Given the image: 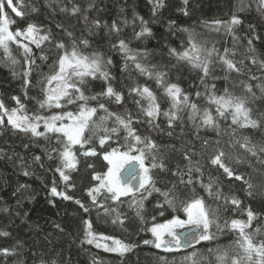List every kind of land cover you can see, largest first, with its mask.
Here are the masks:
<instances>
[{"label": "trees", "instance_id": "obj_1", "mask_svg": "<svg viewBox=\"0 0 264 264\" xmlns=\"http://www.w3.org/2000/svg\"><path fill=\"white\" fill-rule=\"evenodd\" d=\"M22 3L27 6L22 9L27 13L23 20L16 17L11 9L6 8L8 15L17 21L11 29L15 31L18 26L22 27L31 22L42 29L41 34H50L51 39L50 42L45 41L40 48H36L34 44L30 45L35 63L31 65L32 71L28 77L30 84L27 87L24 85L23 72L28 66L24 63L23 50L16 44L10 45L12 55L20 61L14 66L6 62L3 51L0 50V101L7 109L19 107L16 100L12 99L17 97L29 115H51L58 112L57 109H40L38 100L43 96L37 81L49 73V66L64 52V49L57 48V44L62 43L70 50L73 42L79 44L80 40L87 39L90 46L87 49H83V45L80 46L85 52L99 51L105 58H112L114 63L109 66L112 77L109 82L106 83L103 79L90 80L85 89L86 94L100 93L109 83L115 91L121 93L123 99L120 103H117L114 97L107 96L99 97V103H104L112 112L131 113L134 120L139 117L142 122L133 125L137 133L149 136L160 146L165 170L156 168L150 173L156 187L167 189L177 182L178 178L174 177L172 172L177 168L187 170L189 162L184 159V153L189 151L193 164L198 161L201 166L204 183L213 178L224 194L235 195L241 201L239 208L231 204L225 205L222 200L208 198L207 193L197 185V192L205 198L208 205L213 208L217 204L221 206L220 223L231 219L247 221L246 213L250 209L254 213V219L248 231L258 227L264 229V194L261 193V187H264V165L247 154L241 155L244 163L237 164L234 157L243 150L228 147L230 140L243 136H247L253 143H264V94L256 88L258 83H264V69L260 67V62H264V14L260 10L259 0H187V3L185 0H22ZM159 4L163 6L159 7ZM73 6L80 8L76 15L71 14ZM33 7L37 11L33 12ZM62 8L68 11H61ZM233 14L241 23L234 25L231 32L223 25L219 26V31L211 30L216 27L211 25L212 21L229 22ZM85 16L88 17L87 21L84 20ZM140 18L146 23L141 24ZM96 20L100 22L99 28L93 26L92 22ZM113 21L121 31L113 32L109 36L108 31ZM124 21L128 23L125 24ZM205 22L211 27L206 26ZM142 27L149 28L151 35L135 39L134 32H139ZM181 29L194 32L198 40L207 42V47L215 46L220 55H224L227 48L228 58L237 62V67L241 66L239 61L243 60V73L231 72L227 80L224 79V66L220 63L213 64L212 75L206 79V83L209 88L216 86L214 91L217 95H222L223 90L227 88L234 95L249 97L247 107L251 109V118L260 122L259 128L237 129L236 136L232 137L230 133L235 126L231 125L230 118L225 120L216 117L215 106H211L210 111L217 119L220 135H217L213 128L195 127L188 119L187 111L181 113V119L175 121L171 129L168 128L167 118L162 114L154 121L159 125L158 128L149 126L147 118L140 114L134 102L140 98L130 94V88L137 85L149 87L157 96L161 113L167 111L170 106L168 97L164 94V89L157 86L155 79L140 75L131 66V62L129 69L122 72L124 59L119 51L112 48V43L119 37L128 42L132 49L147 52L148 56L143 63L149 67L167 65L169 75L165 78L166 81L177 84L189 95L191 101L203 110L209 105L203 95L205 87L198 79V73L187 66L171 68L176 61L168 56V48L179 49L188 39V32L180 31ZM249 40H252L254 53L248 51ZM42 56L46 59H41ZM253 56L257 61L255 64L251 62ZM214 59L217 57L214 56ZM250 75L258 79L250 80ZM244 83L252 85L254 99L251 98L252 94L244 89ZM197 91L202 93L199 98L196 96ZM89 103L98 107L97 101ZM72 108L73 106H68L69 110ZM4 119V125H0V233L8 235H0V250L9 249L11 254L4 255L0 251V264H165L161 257L165 258L167 264H181L180 258L194 250L185 247L180 251L165 252L143 244L145 239H153L146 228L151 227L153 223H164L176 214L167 208V205L164 208L156 207L158 201L163 202L158 193L153 192L144 201L145 210L142 215L146 223L136 215L135 208L129 206L131 196L121 198V202L117 204L105 200L107 193L97 197L106 207L117 208L123 224L112 223V217L116 213L106 215L103 208L92 204V199L87 194L88 189L98 183L92 180V175L107 171L108 165L102 159V154L112 144L111 141L106 143L104 148L94 142L98 153L96 156L84 157L77 152L78 170L69 172L70 179L65 182L56 171L60 163L57 153L51 151L53 147H59L55 135L47 134L52 139L33 137L31 133L13 129L7 124L6 117ZM109 125L113 126L111 121ZM38 130L44 131L42 126ZM170 131L171 136L167 134ZM125 134L123 130L120 131V143H123ZM204 141L209 142L206 149L203 147ZM217 141L220 142V147L231 153L232 158H226L224 162L235 174L242 175L244 180L253 183V195L249 196L245 191L247 185L244 181L229 179L222 169L209 163L208 156L213 152ZM88 147L92 145H86L85 149ZM76 149H79V145ZM37 156L40 157L38 161L34 159ZM88 164L93 167L89 168ZM25 171L29 175H24ZM193 175L195 178L200 174ZM53 186L58 192H63L72 199L65 200L61 196L52 195ZM178 191L181 199L190 195L186 188H179ZM76 201H80L88 211ZM161 211H164L163 216L159 214ZM180 215L183 216L182 213ZM153 216L155 220L152 219ZM84 221L91 223V231L96 234L97 242L103 243L99 240L103 235L135 244L137 247L121 256L95 247V242L88 244L86 240L90 237L85 235ZM212 231H216L215 227ZM233 238L231 233H226L219 236L217 241H202L196 244L195 249L206 254L208 247L228 245ZM257 239H264V232L258 235ZM107 243L111 244V241Z\"/></svg>", "mask_w": 264, "mask_h": 264}, {"label": "snow or ice", "instance_id": "obj_2", "mask_svg": "<svg viewBox=\"0 0 264 264\" xmlns=\"http://www.w3.org/2000/svg\"><path fill=\"white\" fill-rule=\"evenodd\" d=\"M185 3H187V0H185ZM158 6L162 7L163 5L159 4ZM259 6L262 14H264V0H259ZM24 7L27 6L22 3V0H15V2L14 0H6V4L5 0H0V50L3 51V58L6 62H10L13 66L20 61L12 55L10 45L16 44L23 50L24 63L28 66L23 72L24 85L27 87L30 84L28 77L31 75V65L35 63L32 59L30 45L34 44L36 48H40L45 41L50 42L51 37L50 34H41L42 29L31 22L22 27L18 26L15 31L11 29V26L16 24L17 21L8 15L6 8L11 9L16 17L23 20L27 15L22 10ZM31 10L33 12L37 11L34 7ZM61 11H68V9L62 8ZM70 11L71 14L76 15L80 12V8L73 6ZM187 14V11H185V15ZM153 15H155V9ZM140 19L141 24L146 23L142 18ZM84 20L87 21L88 17L85 16ZM92 23L94 27H100L98 20ZM124 23L127 24L128 21H124ZM205 23L209 27L211 25L216 26L211 30L219 31V26L223 25L228 32H231L233 26L240 24L241 21L233 14L229 22L215 20L211 22V25ZM58 27L62 26L58 25ZM105 27H108V25H105ZM120 31L121 29L113 21L108 35L111 36L113 32L119 33ZM180 31L188 32V39L186 44L182 43L180 45L179 49L168 48V56L176 61V64L171 65V68L177 69L187 66L198 73V79L205 87L203 95L209 105L203 110L198 104L192 102L189 95L184 93L177 84L166 81L165 78L169 75V71L166 70L167 65L163 67L152 65L149 67L143 63L148 56L147 52L132 49L129 47L128 42L119 37L117 41L112 43V48L119 51L124 59L122 72L129 69V62H131V66L140 75L155 79L157 86L162 87L164 94L168 97L170 106L167 111L161 113L157 96L149 87L137 85L130 88V94L140 98L134 100V102L137 104L140 114L147 118L146 122L149 126L158 128L159 125L155 124L154 121L162 114L167 118L168 128L171 129L174 127V122L181 119V113L187 111L188 119L193 122L195 127L213 128L217 131V135H220V132L216 117L225 120L231 119V125L235 126L230 133L232 137L236 136L237 129L259 128L260 122L251 118V109L247 107L249 97L234 95L227 88L223 90L222 95H217L214 91L216 86L212 85L209 88L206 83V79L212 75L213 68L211 66L213 64L220 63L224 66V79L227 80L229 78L228 74L231 72L243 73V60L239 61L241 66L237 67V62L228 58L229 50L227 48L224 50V55H220L215 46L207 47V42L198 40L194 32L188 29H181ZM69 35L71 34L69 33ZM145 35H151V30L147 27H142L139 32H134L135 39H140ZM23 41H27V43ZM248 44V51L254 53L255 50L251 47L252 40H249ZM81 45H83V49L90 46L87 39L80 40L79 44L73 42L70 50L62 43L57 44V48L64 49V52L49 66V73L44 74L37 81L43 96L42 99L38 100L40 109H57L58 112L51 115L38 113L29 115L25 106L20 104L19 99L12 97L19 107L9 110L0 101V125H4V118L6 117L7 124L13 129L31 133L33 137L52 139L47 134H54L56 144L59 147H53L51 151L57 153L60 163L56 171L59 172L61 179L65 182L70 179L69 172L78 170L77 152L84 157L96 156L98 153L94 142H98L100 148H104L105 144L111 141L112 144L102 154V159L109 166L107 171L92 175V180L98 182L88 189L87 194L91 197L92 204L103 208L106 215L111 216L112 213H116L112 217V223L119 222L123 224L121 214L117 208L106 207L105 204L97 200V197L107 193L104 197L105 200H111L113 204H117L121 202V197L131 196L132 200L129 206L135 208L136 215L142 222L146 223L142 215L145 210L144 201L155 192L163 198V202L158 201L156 207L164 208L167 205V208L176 213L166 222L153 223L151 227L146 228L145 230L151 233L153 239H145L143 244L151 245L155 249H162L165 252L180 251L185 247L194 248L192 252H188L180 258L181 264H264V239H257V236L262 234L264 229L258 227L253 231H248L251 228L254 213L249 209L246 213L247 221L231 219L230 221L224 220L221 224V206L217 204L213 208L208 205L205 198L197 192V185L207 193L208 198L215 201L222 200L225 205L231 204L239 208L241 201L235 195L224 194L213 178H210L208 183H204L201 166L198 161L193 164L192 154L189 151L184 153V159L189 162L186 166L187 170L177 168L176 171L172 172V175L178 178L177 182L167 189L156 187V182L150 173L152 169L156 168L161 171L165 170L160 146L149 136H142L137 133L133 125L142 122L139 117L134 120L131 113L112 112L104 103H99V97L101 96L114 97L117 103L122 101L121 93L115 91L110 83L100 93L95 95L86 94L85 89L90 80L103 79L106 83L109 82L112 78L109 66L114 61L110 57L105 58L104 54L99 51L85 52L80 47ZM233 55H235L234 52ZM214 56L217 59H214ZM41 59H46V57L42 56ZM251 62L253 64L257 63L255 56L251 57ZM260 67L264 69V62H260ZM13 74L16 75L15 72ZM216 78L218 77H213V79ZM249 79L256 80L258 78L250 75ZM243 86L248 93L252 94L251 98L254 99L255 93H253L252 85L244 83ZM256 88L264 94V83H258ZM201 95L202 93L199 91L196 92L198 98ZM90 101H97L98 107L91 106ZM68 106H73V108L69 110ZM211 106H215L216 117L210 111ZM101 112L103 114H100ZM109 121L112 122L113 126L109 125ZM41 126L44 129L42 132L38 130ZM121 130L126 133L123 136V143L119 142ZM167 134L171 136L172 132L170 131ZM77 145H79V149H76ZM86 145H92V147L85 149ZM208 146L209 142L204 141L203 147L206 149ZM228 147L233 150H243L242 153L234 157L237 164L244 163L241 155L247 154L256 158L261 165H264V143H253L247 136H243L240 139L230 140ZM226 158H232L231 153L220 147V142L217 141L216 147L208 156L209 163L222 169L229 179L234 178L237 181H244L247 185L245 191L249 196L253 195V183L250 180H244L242 175L235 174L232 168L224 162ZM34 159L38 161L40 157L37 156ZM87 166L89 168L93 167L92 164ZM194 173L200 175L194 178ZM24 175H29V173L25 171ZM133 181H136L135 185ZM214 186L215 191H213ZM21 187L25 186L21 185ZM179 188L188 189L190 195H186L181 199ZM261 193L264 194V187H261ZM51 194L61 196L65 200L72 199L63 192H58L55 186L51 188ZM76 203L80 204L86 212L88 211V208H85L80 201H76ZM4 211H7V209H4ZM181 213L183 216L180 215ZM159 214L163 216L164 211ZM152 219L155 220V216ZM84 223L86 225L85 235L90 237L86 242L88 244L95 242V247L103 248L105 252L123 256L137 247L135 244H128L120 239L103 235L99 237V240L103 243L97 242L96 234L91 231V223L88 221H84ZM213 227L216 229L215 232L212 231ZM178 229H186L187 231L181 234ZM226 233H231L234 237L228 245L210 246L207 248L206 254L199 249H195L196 244L202 241L210 243L217 241L219 236ZM0 235L7 236L8 233H0ZM108 241H111V244L107 243ZM0 251L4 255L11 254L9 249ZM160 259L167 264L164 257Z\"/></svg>", "mask_w": 264, "mask_h": 264}, {"label": "water", "instance_id": "obj_3", "mask_svg": "<svg viewBox=\"0 0 264 264\" xmlns=\"http://www.w3.org/2000/svg\"><path fill=\"white\" fill-rule=\"evenodd\" d=\"M133 184L135 185L136 181H133ZM185 231H187V230H183L181 234H183ZM193 231H194V229H193Z\"/></svg>", "mask_w": 264, "mask_h": 264}, {"label": "rangeland", "instance_id": "obj_4", "mask_svg": "<svg viewBox=\"0 0 264 264\" xmlns=\"http://www.w3.org/2000/svg\"><path fill=\"white\" fill-rule=\"evenodd\" d=\"M24 43H27V41H23ZM107 163V162H106ZM109 167V166H108ZM126 197V196H125ZM121 198H123V197H121ZM178 231L180 232V229H178Z\"/></svg>", "mask_w": 264, "mask_h": 264}, {"label": "flooded vegetation", "instance_id": "obj_5", "mask_svg": "<svg viewBox=\"0 0 264 264\" xmlns=\"http://www.w3.org/2000/svg\"><path fill=\"white\" fill-rule=\"evenodd\" d=\"M184 230V229H181V231Z\"/></svg>", "mask_w": 264, "mask_h": 264}]
</instances>
